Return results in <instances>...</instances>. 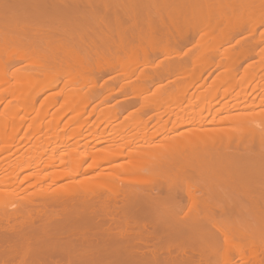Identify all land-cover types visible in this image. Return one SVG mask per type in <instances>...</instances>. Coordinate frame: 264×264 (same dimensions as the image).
I'll use <instances>...</instances> for the list:
<instances>
[{"label": "bare ground", "instance_id": "bare-ground-1", "mask_svg": "<svg viewBox=\"0 0 264 264\" xmlns=\"http://www.w3.org/2000/svg\"><path fill=\"white\" fill-rule=\"evenodd\" d=\"M5 97V159L71 128L3 159L0 264H264V0H0Z\"/></svg>", "mask_w": 264, "mask_h": 264}, {"label": "rangeland", "instance_id": "rangeland-1", "mask_svg": "<svg viewBox=\"0 0 264 264\" xmlns=\"http://www.w3.org/2000/svg\"><path fill=\"white\" fill-rule=\"evenodd\" d=\"M253 58H255V57H252L249 61L251 62V60L253 61ZM248 61V60H247ZM248 63V62H247ZM246 61L244 62V64H243V66L242 67H244L246 64ZM4 66H8L9 65V63L7 62V63H4L3 64ZM20 65V63H17V66H19ZM218 71V70H217ZM216 73V70L215 71H212V73L210 72V74H208V73H206V74H203V75H201V77H203L204 78V75H206L205 76V78L204 79H206V83H205V86H204V88H207L206 86H208V83L211 81V78H212V76H214V74ZM239 75V74H238ZM194 77V76H193ZM193 77H188V79L187 80H189V78H193ZM203 78H201V79H203ZM200 82H202V80L200 81ZM254 82H256L255 80H254ZM254 82H252L251 84H253ZM196 85H198V82H197V84H195V86ZM195 87H192L190 90H189V93H193L194 95H195V89H194ZM198 91H199V89H197ZM259 92V90H257L256 92H253V94L255 95L256 93H258ZM50 93V91H45V92H42L41 94H39L38 93V95H36V97H35V104H34V106H33V108H32V112L30 113V117L32 118V117H34L41 109H43L44 107H45V96L46 95H48ZM192 94V99H194L193 98V95ZM253 94H251V96L253 95ZM114 99H108V101L106 102L107 103V105H113L114 103H115V101H117L118 99H121V98H119V97H115V95H113L112 96ZM100 102V98H97L95 101H93V102H91V103H89V106H87V108H85V110H84V113L85 114H83V117H82V119L83 120H85L86 118L88 119V120H90V121H99L100 120V122H101V119H102V116H100V114L98 115V111H99V109L103 106V103H99ZM209 102L210 103H212L210 100H208V99H205L204 101H199V102H197V100L195 101V103H193V105H195L193 108H191L192 109V111L190 112L189 110L187 111V114L188 115H191L192 113V115L191 116H193L196 112H197V114H195L194 115V117L196 116L197 117V115H198V111L197 110H195L196 108V106L198 105L199 107H200V105L201 104H209ZM95 104H96V106H95ZM15 105H16V101H15V99L13 98V97H5V98H3V99H0V117H2V115L3 114H5V112L6 111H8V110H12L14 107H15ZM95 107H94V106ZM197 106V108H199ZM92 107H94V110H92L93 108ZM136 107H138V105H136V106H130V107H128V108H125V109H123V110H121V115H119L118 116V118H117V120H122L123 121V119H124V121H127V120H125V119H127L126 118V116L128 115V113L132 110V109H134V108H136ZM101 110V109H100ZM194 111V112H193ZM196 111V112H195ZM190 112V113H189ZM100 113H102L101 111H100ZM151 113H149L148 115H150ZM21 115V111H20V113L19 114H17V115H15L16 117H18V116H20ZM87 115V116H86ZM140 116H142L143 117V114L141 115V113L139 114ZM147 115V114H146ZM147 115V116H148ZM187 115V116H188ZM147 116H145L144 115V118L145 117H147ZM86 117V118H85ZM89 117V118H88ZM101 119H100V118ZM121 117V118H120ZM166 118V115H164V116H162V119L163 118ZM53 107H49L48 108V110H47V114L45 115V117H44V119H43V122L44 123H47V122H51V121H53ZM66 117H64L63 119L64 120H66L65 119ZM62 119V118H61ZM62 119V121L61 122H59V124L57 125V127H56V129L54 130V131H56L57 130V132H60V131H62V130H64V129H62L61 130V127H63L62 126V124H64V120ZM103 120V119H102ZM28 121H29V119L27 120H25V122H23L22 124H20V126H19V129H18V132H17V135L18 136H20L21 138H22V141H20V142H18L16 145H14L13 146V150L15 149V150H17L16 151V153H14V154H12L11 155V157L10 158H8V159H5L4 158V156L6 155L4 152H0V170L2 169V167L1 166H4L5 165V160H12L13 161V159H15L16 157H19V158H21V157H26L28 154H29V152H27V148L29 147V146H35V144H36V141L38 140V138H49V139H53V134H54V131L53 130H51V129H48L47 131H43V132H41V133H36V134H30V132L28 131V129H27V124H28ZM154 121H156V118H152V121L150 120L149 121V123L150 124H148L149 126H152V124L154 123ZM60 123H61V125H60ZM102 126H105V123L103 122V123H101L100 124V128H102ZM59 128V129H58ZM70 128L71 127H66V131L65 132H67V130H68V132L70 131ZM27 137H30V139L29 140H25ZM53 146H54V143H52V144H50L49 146H47L45 149H47V152H49L50 153V151H51V149L53 148ZM19 147V149H17ZM21 154V155H20ZM18 155H20V156H18ZM47 156H49L48 154H47ZM3 159H5V160H3ZM34 164L35 165H33V166H37L39 163H38V161H37V159L34 161ZM50 171V170H49ZM6 172L5 171H3V170H1L0 171V176H2L3 174H5ZM28 172H26V171H23V172H21V174H20V176L22 177L23 175H26ZM2 174V175H1ZM19 180H20V178H19ZM63 182H60L58 185H60V184H62ZM23 186H27V183H24L23 184ZM2 186H0V200H4L5 199V197L3 196V193H4V191L2 190ZM33 190H35V188H33V187H31L30 188V190L29 191H33Z\"/></svg>", "mask_w": 264, "mask_h": 264}]
</instances>
